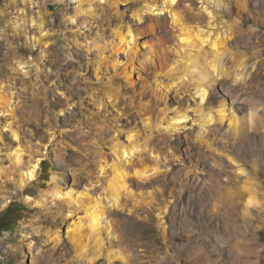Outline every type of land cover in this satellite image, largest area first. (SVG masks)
<instances>
[{
  "label": "rangeland",
  "instance_id": "obj_1",
  "mask_svg": "<svg viewBox=\"0 0 264 264\" xmlns=\"http://www.w3.org/2000/svg\"><path fill=\"white\" fill-rule=\"evenodd\" d=\"M163 5L0 0V215L13 203L23 205L24 215L5 232L23 221L27 233H40L32 235L38 251L24 254L22 264H223L228 255L222 260L214 251L221 234L241 250L264 248V0H182L181 25L195 34L201 29L203 38L209 32L204 52L211 54L217 37L225 43L203 104L193 94L207 62L193 49L200 66L185 69L181 26ZM129 28L140 35L135 52L117 36ZM215 91L226 97L223 103H209ZM209 113L210 131L199 136ZM185 115L172 131L171 122ZM131 136L139 153L127 164L129 189L116 203L106 190L110 172L101 169L112 164L115 144L129 145ZM17 151L23 161L48 152L38 181L24 188ZM53 174L80 201L100 203L102 250L85 224L86 249L79 252L69 230L86 223V213L82 204L69 207L45 195ZM250 191L260 204L246 212ZM26 193L36 201L26 202ZM109 249L117 256L112 261ZM254 259L264 264V252ZM231 264H239L235 256Z\"/></svg>",
  "mask_w": 264,
  "mask_h": 264
},
{
  "label": "bare ground",
  "instance_id": "obj_2",
  "mask_svg": "<svg viewBox=\"0 0 264 264\" xmlns=\"http://www.w3.org/2000/svg\"><path fill=\"white\" fill-rule=\"evenodd\" d=\"M182 0H164V8L163 11L169 12V14L172 15L173 21L177 26L180 27V35L178 36V42L181 44V51H180V62L184 63L185 69L190 71L192 68L196 69L199 64H197V58L193 56L192 51L193 49H198L201 52V57H204V60L207 62V69L206 72H201L202 76L200 79V82L196 88V93L201 89L204 88L205 90V100L208 96L209 91H211V88L216 84L217 79H216V60L218 58V52L220 51L221 53H225V43H223L219 37H217L214 41L212 40V52L211 54H207L204 52V45L207 42V39L209 38V32L206 33L208 35V38H203V31L198 29V33L195 34V31H193L191 28H187L184 26V24L181 25L183 21V17L181 16V12L179 10V6L181 4ZM156 3H152V5L149 6L147 9V12H153L154 7L156 6ZM142 16L140 17V19ZM154 25H150L149 28L152 29ZM135 30L132 28L128 29V32L126 35L118 32L117 30V36L119 37L120 40V45L123 47L125 44H127V47H130V44L133 43V45L130 47V51L135 52L136 47H137V36H140L139 34L135 35ZM225 41V40H224ZM199 42V43H197ZM121 47V48H122ZM195 52V50H194ZM196 58V59H194ZM220 58V57H219ZM203 59V58H202ZM210 59V61H208ZM212 59V60H211ZM179 60V59H178ZM201 60V59H200ZM155 62V59H154ZM157 62V59H156ZM205 62V61H204ZM193 65V66H192ZM164 65L160 61L158 62V67L162 68ZM196 71V70H195ZM196 73V72H195ZM189 74V73H188ZM158 88V87H157ZM205 102V101H204ZM146 106V105H144ZM145 108V107H144ZM227 107L225 104H221V108L218 111L219 113V118L220 119H225L227 115ZM184 119L185 117H180L179 119H176L175 121L171 122V130L176 131L179 130L180 128V120ZM178 121V122H176ZM150 119L145 120V123L148 124H153L151 123ZM213 122V117L209 113L205 116L202 117V122H201V127L200 129V134L199 136L206 135L207 131H210L211 128V123ZM236 123V122H235ZM159 124L158 122L154 125L156 126ZM160 128V127H158ZM160 130V129H159ZM161 131V130H160ZM134 137H130V143L129 145L121 144V143H116L115 147L113 148V155L114 159L112 160V164L107 163L102 166V174H106V172H110V178L107 180V192L111 196V198H114L116 203H118V199L122 193L123 190L129 189L128 187V176L130 173L128 163H130L131 158L139 153V145L135 143ZM48 152H44V156L46 157ZM44 156H38L35 158H30L31 160L29 161H23V153L21 151H17L15 155L13 156V161L15 165L17 166L20 179H19V186L21 188H24L31 184L32 182L38 181L39 176H40V171H41V163L44 160ZM89 159V156L86 157ZM129 158V160H128ZM106 162V161H105ZM59 179L57 175L53 174L50 179V186L51 189L47 191L45 195H49L50 198L53 201H62L65 202L69 207L73 204H82V207L84 208V211L86 213V223L83 222L82 220L79 223L74 222L72 224V227L69 230V234L71 235V238L73 239L74 242L78 246H81L79 252L82 254L83 251L86 249L85 246H82V232L84 230V226H88L90 228V231L92 235L94 236V240L96 244L98 245V248L102 250V248L105 246L104 240L102 238V220L104 218V210L100 206V203H96L94 207H91L90 204H85V202L80 201L79 196H77V193L74 192V190H64L60 185H59ZM251 195L247 198L245 201V207L246 212L248 209L252 207H256L260 204L257 196L254 194V192L250 191ZM81 196H88V194H79ZM25 201L26 202H32L36 201L35 198L31 195H26L25 196ZM45 199H43V202ZM39 204L41 203L40 201L38 202ZM44 205V204H43ZM217 207V206H216ZM86 224V225H85ZM58 233H55L53 236V240H59V235ZM110 234L108 233V237ZM111 240V238H110ZM110 242V241H109ZM108 257L109 260L112 261L113 259H116L117 256L116 254L109 249L108 252ZM113 255V257H111ZM93 259H90V264H94Z\"/></svg>",
  "mask_w": 264,
  "mask_h": 264
},
{
  "label": "clouds",
  "instance_id": "obj_3",
  "mask_svg": "<svg viewBox=\"0 0 264 264\" xmlns=\"http://www.w3.org/2000/svg\"><path fill=\"white\" fill-rule=\"evenodd\" d=\"M205 90L201 88L197 93H194V97H199L200 103L203 104L205 100ZM226 97L219 91L213 92L212 100L209 103H223ZM188 110H191L190 108ZM185 119L187 116L185 115ZM178 122V121H176ZM6 195H11L14 199H24L23 195L17 197L15 192H6ZM32 235L39 236L40 233L33 230V233L26 232L25 222H21L20 226L16 228L14 232H5L4 237L0 239V264H9L13 259L17 261V264H22V257L24 254L31 250H37L38 242L32 239ZM217 247L214 251L222 254H227L229 259L223 261V264H231V258L235 256L238 259L239 264H257L254 257H258L260 252H264V248L253 250L245 247L243 250L237 245L231 243L230 239H224L223 234L214 237ZM142 254V253H141Z\"/></svg>",
  "mask_w": 264,
  "mask_h": 264
},
{
  "label": "trees",
  "instance_id": "obj_4",
  "mask_svg": "<svg viewBox=\"0 0 264 264\" xmlns=\"http://www.w3.org/2000/svg\"><path fill=\"white\" fill-rule=\"evenodd\" d=\"M26 194L33 196L30 193ZM25 211L26 208L23 205L13 203L6 209V211L2 215H0V236L3 232L9 229V226H11L15 220H20Z\"/></svg>",
  "mask_w": 264,
  "mask_h": 264
}]
</instances>
